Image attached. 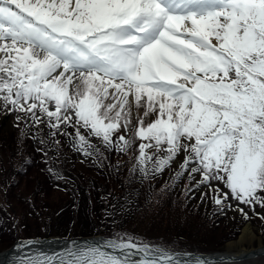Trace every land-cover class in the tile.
Listing matches in <instances>:
<instances>
[{
    "label": "snow or ice",
    "instance_id": "obj_1",
    "mask_svg": "<svg viewBox=\"0 0 264 264\" xmlns=\"http://www.w3.org/2000/svg\"><path fill=\"white\" fill-rule=\"evenodd\" d=\"M0 115L98 167L134 152L130 182L150 188L178 165L161 194L187 177V196L264 222V0H0ZM14 251L9 264H227L124 232Z\"/></svg>",
    "mask_w": 264,
    "mask_h": 264
},
{
    "label": "trees",
    "instance_id": "obj_2",
    "mask_svg": "<svg viewBox=\"0 0 264 264\" xmlns=\"http://www.w3.org/2000/svg\"><path fill=\"white\" fill-rule=\"evenodd\" d=\"M38 135L48 140V138L43 136L40 132ZM49 145H51L50 140H48L47 145H40L39 140L33 139L31 133L24 135L23 124H21L20 128H17V130H13L9 127H0L1 162L2 165L4 164V169L1 170L2 176L8 175L9 180L6 183L8 184V189H16L17 186H21L24 182H27L29 187L37 188L36 202L39 196L44 193L41 186L46 190V193H44L45 198L55 192L50 182V177L36 162L30 164L25 163V161L29 162L31 159L37 157L41 152L37 151V149L42 147H46L48 154H52L54 158H61L64 156L61 149L49 147ZM129 155L134 156L135 153L132 152L127 155H120V157H122L121 162L124 163L120 166V171H118L120 177L127 181H130V167L128 163L125 162V159ZM5 163L7 164L5 165ZM8 163H10L9 166ZM68 164L69 163H66V165ZM73 164L76 165L77 163L73 162ZM15 166L17 167L16 178L18 177V180H16V178L13 179L12 176ZM26 167L27 170L23 171ZM77 167L78 169H74V174L78 178V186H85L87 184V179L81 174L83 166L79 163ZM175 170L176 168L174 167L165 170L162 175L157 176L156 179L151 181V188L147 182L141 183L139 180H133L135 182L132 183V186H128L127 189L130 190V188L136 186H140L141 189L121 193L122 195H126V199L123 201V203L127 205L126 208L104 211L103 209L94 206L90 213H87L86 210L79 213L80 210L77 211L72 209L73 206L70 205L64 207V210L59 213V218L67 223L81 222L85 216L89 220L97 218L98 221L101 220L102 228L109 227L110 221L115 218L130 222L131 219H136L137 216L135 218L134 216L141 211L134 201L132 194H141L143 201H147L150 205L159 208L162 211V213L158 215H161L162 222L169 220L170 216L180 221V223H189L192 221L193 223L190 224L193 225L188 228L187 232L199 237L204 235L202 239L208 242L207 248L211 249L210 251L219 250L227 242L236 239L240 235L243 226L249 220L256 218V220H253L254 222L264 225V222L254 216L248 207H245V211L251 219L245 220L244 216L239 211L229 210L223 214V221L221 219L218 221L220 215L219 209L212 204L211 200L206 199L204 203H201L200 196L197 193L193 192L191 194L195 198H191L185 194V185L189 183L187 177L177 183L175 187H171L168 191L161 194V188H163L166 183H172L170 177L174 175ZM1 180L2 178L0 177V181ZM5 195L9 199L12 198L11 193H6ZM232 207L235 209L237 204ZM262 209L264 208L257 207L255 211L258 213V211ZM76 211L79 213L77 216L75 215ZM45 215L47 216L48 214ZM153 217V215L146 216L145 220L153 219ZM203 218H205L208 227L201 226V219ZM89 233H91V227H89ZM0 236H2V234H0ZM10 240H13V238H10ZM0 243V251H2L10 247L13 244V241Z\"/></svg>",
    "mask_w": 264,
    "mask_h": 264
},
{
    "label": "rangeland",
    "instance_id": "obj_3",
    "mask_svg": "<svg viewBox=\"0 0 264 264\" xmlns=\"http://www.w3.org/2000/svg\"><path fill=\"white\" fill-rule=\"evenodd\" d=\"M14 121V117L13 116H2L0 115V127L4 128V127H8V124L10 125L11 122ZM106 155V154H105ZM107 160L103 161L106 165H108L109 167H114V172H115V169H116V165H119V167L124 163V162H121L122 161V157L118 156V155H112V154H107ZM83 157V156H82ZM85 158V157H84ZM11 162V161H10ZM125 162L128 163L129 167L131 168L132 165L136 162L135 161V155L132 156V155H129L126 157L125 159ZM7 163H5L6 165ZM10 165V163H8V166ZM174 167H178V165H174ZM1 169H4V164L2 165V162H1V151H0V177L2 178V180L0 181V200L2 202H5L6 203V195H5V189H8V184H6L8 182V175L7 176H2V170ZM17 167L15 166V168L13 169V173H12V176H16V171ZM95 167L94 166H89V167H86L83 171V173L86 175V177L88 178V182L85 186H76L74 187L75 189H80V188H85V189H89L90 193L93 191V188H90L89 187V184L92 182V181H95V174L97 173L95 171ZM99 169V167H98ZM198 178V177H197ZM96 182V181H95ZM118 182V181H117ZM118 184H121V183H118ZM2 189V190H1ZM21 189H32V188H29L27 186H24L23 188ZM122 188L119 187V186H108L107 188H103L102 190L105 191L104 193V196L107 197L109 194H112L114 190H121ZM203 189L205 188H202L198 191H202ZM34 191V189H32ZM69 191V190H67ZM206 191V189H205ZM20 193V192H18ZM90 193H88V196H90ZM120 191L117 193L116 197H118ZM44 197H40V205H44ZM53 202H60L61 200L63 199H66L67 201H71L73 202L72 200V197L70 194H65L64 192H55L53 195H51L49 197ZM115 199V198H114ZM113 199V200H114ZM89 201V200H87ZM24 202L25 204H20L19 202L17 201H12L11 202V211L12 213L16 212V211H21L23 213H30V209H31V206H30V203L28 201V199H24ZM39 209V208H38ZM8 210H10L8 207H7V204H2L0 205V213H2L3 215H8ZM42 210H45L47 211L46 209H39V211H42ZM261 215L264 216V211L260 213ZM29 217L26 216H22L21 219L24 220L25 222H29V223H32L34 221V218H33V215L32 214H29L28 215ZM219 219H221L223 221V218H224V215L223 214H220ZM51 218H48L47 220H44L46 222H49ZM53 221H56V220H53ZM138 223H141L140 221ZM177 223V220L176 219H173L172 221H167V222H160L158 224H155L153 226L149 225V224H143L142 228L139 229V231L143 232V233H146V235L144 236H136L135 237L137 238V240L139 241H142L144 243H149V242H152L154 244H162L164 246H167L168 248H170L171 250H173L172 252L174 251H190V252H196V253H202V252H198V250H203V251H210L211 249L209 248H206V246L208 245L206 241H198L196 239H192L194 242L193 244L189 243L187 241V235L188 233H186L185 229H177L175 227ZM251 225L248 223L246 225L245 228H250L251 229V232H252V236L254 237L253 238V242L250 243H246L244 245H238V241L239 239L241 238V235H242V232L244 231V229L242 230V232H240V235L238 237L237 240H233V241H230L228 242L224 248H221L219 251H223V252H226L228 251L229 249H231V252H238L239 250L241 249H259L260 247L264 246V225H261V224H258V223H254L253 221L250 222ZM38 222H35L33 225H37ZM203 226V225H202ZM205 227V226H203ZM133 229H136L135 226H133ZM20 231H23L24 233V228ZM56 231H59V232H62V233H71V234H76V233H79L81 232V228L80 226H78L77 224L75 226H70V225H66V226H62V227H58ZM152 233L154 235H165L167 237H169L170 235H172V237L168 238L170 242H173V243H161V242H158L157 239L152 236V235H149L147 233ZM25 234V233H24ZM55 234V233H54ZM14 237L16 238V232L13 233ZM12 235V236H13ZM181 235V237L184 239V240H181L178 236ZM25 236V235H24ZM177 239V240H175ZM202 239V238H200ZM1 245V243H0ZM234 249V250H233ZM170 251V250H169ZM209 253H213V251H210ZM235 264H264V254H262L260 256L259 255H256L248 260H245V261H242V262H237Z\"/></svg>",
    "mask_w": 264,
    "mask_h": 264
},
{
    "label": "bare ground",
    "instance_id": "obj_4",
    "mask_svg": "<svg viewBox=\"0 0 264 264\" xmlns=\"http://www.w3.org/2000/svg\"><path fill=\"white\" fill-rule=\"evenodd\" d=\"M98 238V237H96ZM253 236H252V232L251 229L245 228L241 238L238 241V245H244L248 242L252 243L253 242ZM43 242V247L45 249L51 247V248H59L61 247L58 243L54 242V238H50V239H39ZM57 242H61L63 243L64 241H66L67 239L62 238L61 236H58L56 238ZM93 241V240H99V239H84L82 241ZM22 240L16 239L13 244L8 248L5 249L2 253H0V264H9L10 261H13L16 256L18 255L17 252L14 251L15 249V245L19 242H21ZM70 241V240H69ZM234 250V249H233ZM261 253H264V246L260 247L259 249H241L238 252H231V249H229L228 251L224 252V253H220V254H214V255H203V254H180V253H176L179 254L181 256L187 255L190 257H202L206 260L209 261H217L219 262L220 260H224L227 262V264H233V262L237 263V262H242L245 260H248L256 255H259Z\"/></svg>",
    "mask_w": 264,
    "mask_h": 264
}]
</instances>
